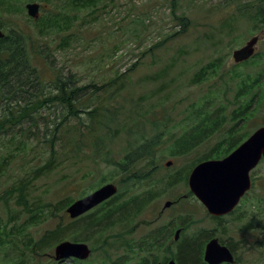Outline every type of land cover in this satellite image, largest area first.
Listing matches in <instances>:
<instances>
[{"label":"rangeland","instance_id":"rangeland-1","mask_svg":"<svg viewBox=\"0 0 264 264\" xmlns=\"http://www.w3.org/2000/svg\"><path fill=\"white\" fill-rule=\"evenodd\" d=\"M0 1L13 8L6 9L4 18L14 27H6L18 28V35L25 34L31 39L29 45L43 51L33 58L46 80L60 72L67 80L75 79L77 85L110 84L108 92L92 96L97 101H111V105L101 106L110 107L111 115L116 108L122 109L112 128L100 132L117 162L134 137L152 135L154 118L165 117L167 122L154 162L141 159L133 167L145 173L157 164L158 172L152 182L136 184L122 181L125 174L116 165L93 159L90 147L98 134L83 128L82 123L89 121L85 113L62 121L56 129L54 123L62 111L46 106L30 138L24 135L29 132L28 124L21 128L23 134L18 126L0 132V264H53L55 246L62 240L86 242L92 248L88 258H69L64 261L68 264H149L171 257L180 264H207L204 247L214 236L233 247L235 264H264V159L251 171L253 187L241 199L239 209L215 219L189 193L188 178L192 168L226 137L224 130L188 153H173L178 150L183 127L193 117L209 111L229 119L232 110L246 104L255 93L257 99L237 136L246 139L264 125V26L236 11L238 4L249 0H79L76 7L70 5L71 0H42L49 8L44 9L46 18L39 23L29 20L25 11L26 2L33 0ZM56 12L68 16L69 27L41 33L40 27L47 26ZM181 17L189 21L185 29ZM252 36L259 37L253 57L236 62L234 50ZM212 61L217 67L209 66ZM205 67L204 77L194 82ZM257 76V86L239 95L241 85L252 83ZM3 113L0 107V115ZM52 126L53 156L46 141L52 139V133L48 134ZM127 129L134 134L128 136ZM66 139L77 142L85 152L64 154L61 145ZM52 158L50 167H45ZM169 161L173 162L168 165ZM185 170V179L169 185L171 175L183 176ZM107 182L119 187L123 183L118 198L110 204L113 208L132 196L149 199L130 225L116 216L112 222L105 217L104 229L86 226L102 204L77 218L69 215L66 208L71 202ZM169 200L175 202L167 206ZM179 225L185 228L175 239ZM4 227L9 234L17 229L18 233L9 238L2 233ZM58 227L61 230L52 241L61 235L59 240L41 245ZM152 234L158 239H147ZM191 243L199 245L197 262L182 251Z\"/></svg>","mask_w":264,"mask_h":264},{"label":"trees","instance_id":"trees-1","mask_svg":"<svg viewBox=\"0 0 264 264\" xmlns=\"http://www.w3.org/2000/svg\"><path fill=\"white\" fill-rule=\"evenodd\" d=\"M81 4L83 3L81 2ZM70 5L72 7L78 6L79 0H71ZM236 11L237 13L241 11L240 14L242 16L247 17L255 24L264 26V0H249L243 4H238ZM57 13L58 12H56V15L50 19L51 21L48 22L47 26L44 25L40 27L41 33H44L45 31L48 32L50 29L51 31L55 29L64 31L69 27L71 22L68 16H63ZM183 18L184 17H181L183 20L181 24H183V28L185 29L189 25V21ZM10 39L11 40H0V107L4 109V113L0 115V132L12 130L18 126L20 128L17 127V130L20 129L19 133L23 134L21 128L23 129V126L28 124L26 127L27 130H25L29 132H24V135L27 139L30 138L29 134L32 132L33 127L38 125L37 118L41 113L42 108L46 106L49 108L55 107V109H59L60 113L62 111L61 116L57 117V119L60 120L57 123H54L56 129L62 124V121L66 122L72 116H82V113H85V115L88 116L89 121L82 123L84 126L83 128L89 133L94 131L98 134L90 147V153L92 154L93 159L109 165H116L118 171L125 174L122 179V181H125L126 179L125 183H150L154 180L156 176L155 174L159 169L157 164H154L152 169L145 173H142L140 169L133 167L134 165L136 166L135 163L141 159H149L150 161L148 163L150 164L154 162L153 155L155 151L158 150V147L161 146V143L159 142L161 131L167 126L165 117L162 119L154 118L152 128L153 133L150 137H143L141 136L142 133L139 134L140 136L138 137L133 136V141L127 143L122 160L117 162V160L113 158L114 153L110 148V144L105 142V137L100 136V132L112 128L116 121V114L122 109L116 108L113 115H111L110 107H101L106 104L111 105V101L109 102L107 99L97 101V99L92 96L94 94L101 95V93L105 91L108 92L107 87L110 84H106L105 87L98 86L95 83L77 85L75 79L67 80L60 72L54 73L55 76L52 80H46L39 67L35 65V59L33 58L35 53L38 52V55L40 56L43 51L39 50L37 47L29 45L28 39L30 38L26 37L25 34L12 35V38ZM209 66L214 68L217 67V64L215 61H212ZM220 67L221 65L219 64V68ZM204 70L205 71L201 70L197 74L193 80L194 82H197L204 77L207 68L205 67ZM258 80L259 76H257L252 83H243L240 87L239 95H243L244 92L248 93L252 88L256 87ZM87 90H91V96ZM86 93L89 95L88 97H85ZM257 96L258 94L255 93L252 99L246 104H241L234 108L229 119L226 115L220 118L216 113L214 114V112L209 111H205L204 113L193 117L191 123L183 127V130L179 135V145L176 146L178 150L173 151V153H188L202 141L208 140L217 135L221 130H224V135H226V137L222 141L217 142L201 160L221 158L229 154L244 140V136H237V129L241 128V123L250 112L249 109L254 105ZM15 98L16 102L13 101ZM48 125L47 128H50L51 124L48 123ZM17 130L15 131V135L17 134ZM134 132L129 129L126 131L128 136H132ZM51 133L52 136L50 137H52V139H46V141L50 144L49 146L53 156L56 152V143L53 141V126L48 134ZM61 146L63 147V153L68 156L74 152L79 154L85 152V149H82L77 142H74L71 139H66ZM25 147L26 146L24 145L21 149H25ZM53 161L54 158H52L48 162L49 164L45 167H50V164ZM187 174L188 172L180 177H174L171 175L168 180V183H170L169 185H176L181 180L185 179ZM122 184L123 183L121 182V188L123 187ZM189 193L191 194V192ZM20 197L23 198L24 194ZM116 198H118L117 195L114 199L104 202L101 205V208L94 214L95 216L92 218L90 217L84 224L92 228L94 226H99V228L104 229L107 225V222L104 220L107 217L111 218L110 222H112L116 216H119L122 220L126 219L125 223L130 225L132 222L131 219L138 216L142 207L149 200L146 199V196H132V198L126 199V202L118 205L117 208H113L110 204H112ZM69 202L70 200L66 201L65 204ZM26 203L28 202L26 201ZM101 212L104 213V215L99 219V216L102 214ZM59 230H61V227L50 231L51 233L44 240H41V245H48L51 242V244H53L59 240L61 235H58L56 237L57 239L52 241ZM2 233L9 238L10 236L15 237L18 233V229L11 231L9 234L8 229L4 227ZM0 235L2 234L0 233ZM76 237L77 236H75V238ZM151 237H155L156 240L158 239L156 234L150 235L147 239ZM154 243H152V245ZM132 247L133 246H131V248ZM139 249L141 250V245H139ZM182 251L183 253L185 252L186 255L189 254L190 256L191 254L190 257H192V261H198L199 245H197V243L186 244ZM158 262L160 261L156 260L149 264H156ZM53 264L68 263L55 262Z\"/></svg>","mask_w":264,"mask_h":264},{"label":"water","instance_id":"water-1","mask_svg":"<svg viewBox=\"0 0 264 264\" xmlns=\"http://www.w3.org/2000/svg\"><path fill=\"white\" fill-rule=\"evenodd\" d=\"M28 12L32 16L38 15L39 5L29 3ZM3 36L0 30V37ZM259 37L253 36L247 43L234 51L237 62L251 57ZM264 157V125L257 128L236 149L223 158L207 159L199 162L189 175V186L198 198L208 207L212 214L219 215L232 210L241 196L251 187L250 171L257 166ZM169 161L167 164H171ZM119 186L114 182H107L92 192L73 201L67 212L72 218L91 210L98 204L114 196ZM169 204V202H167ZM177 231L176 238L179 237ZM91 254V247L86 242L63 240L55 247L54 258L63 260L68 257L86 259ZM205 259L210 264L223 261H234L232 251L219 243L218 238H212L206 245ZM162 264V263H159ZM167 264H177L171 259Z\"/></svg>","mask_w":264,"mask_h":264},{"label":"flooded vegetation","instance_id":"flooded-vegetation-1","mask_svg":"<svg viewBox=\"0 0 264 264\" xmlns=\"http://www.w3.org/2000/svg\"><path fill=\"white\" fill-rule=\"evenodd\" d=\"M4 2L0 1V5L3 4ZM29 3H37L39 5V8H38V15L35 17V16H32L29 14L28 12V8H27V5ZM2 9L0 10V30L2 31V33L4 34L2 37H0V40H4V39H9L11 40L10 38H12V35H18V33H20V30L18 28H14V29H9L8 27H14V25L12 26H8L10 22H6L5 21V18H4V12L7 11V10H10V9H13L9 4L8 2L7 3H4L3 6L1 7ZM48 4H45L42 0L41 2L39 1H28L26 2L25 4V11L27 12V16L30 18L29 20H32L34 23H39L41 21H43L46 16L44 13V9H48ZM7 9V10H6ZM17 22V21H16ZM8 26V27H6ZM245 196V195H244ZM167 206H170L171 205V202L169 201V204H166ZM239 209V205H237L236 207H234L232 210L226 212V213H222V214H219V216H216L218 217L219 219L223 218V216L225 215H228V214H231L233 212H235L236 210ZM184 225V224H183ZM183 225H179L181 228H178L175 232V235H174V238H176V234H177V231L180 230V233H179V236L181 234V231L182 229H184L185 227ZM174 228V227H173ZM172 234V233H171ZM219 241L221 243H223V241L221 240V238L219 237ZM223 244H226V243H223ZM227 245V244H226ZM234 253V250H233V247L232 246H229L227 245ZM221 264H225V263H221Z\"/></svg>","mask_w":264,"mask_h":264}]
</instances>
